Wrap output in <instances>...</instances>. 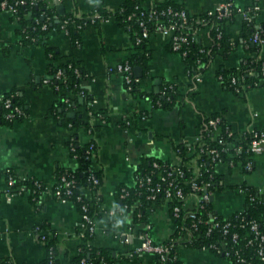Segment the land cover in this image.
Listing matches in <instances>:
<instances>
[{"label": "crops", "instance_id": "crops-1", "mask_svg": "<svg viewBox=\"0 0 264 264\" xmlns=\"http://www.w3.org/2000/svg\"><path fill=\"white\" fill-rule=\"evenodd\" d=\"M125 0H63V13L84 14L99 3L112 11H118ZM156 3L172 1L184 5L191 14H199L214 8L221 0H153ZM241 8H250L255 0H234ZM144 7L151 0H144ZM57 8V7H56ZM57 10H59L57 8ZM62 13V14H63ZM243 18L238 15L227 30L235 40H241ZM264 22V12L258 15ZM198 40L210 45L209 29L197 32ZM47 44L56 47L64 60H75L89 73L87 87L94 95L93 106L104 110L110 122L96 131L99 150L95 161L96 171H102L101 199L96 216V235L91 244L96 247H112L116 253H125L140 244V229L134 225L132 213L121 207L117 196L121 185L132 187L136 173L144 158H154L168 163H178L176 147L190 145L199 133L204 117L222 114L233 130L248 127L264 128V86L248 89L237 95L224 87L218 79L221 68L239 67L244 56L243 47L227 57L218 55L199 82L188 74L182 55L173 51L162 34L154 32L146 43L149 53L147 75L140 78V87L146 92H157L165 82H175L182 90L179 104L173 109H152L149 101L135 98L127 90L124 74L118 66L137 52L130 33L115 17L92 25L82 33V45L74 46L63 32L52 30ZM264 60V43L261 47ZM48 57L42 44L24 45L20 42L18 24L9 14L0 15V94L17 90L24 97L28 116L13 125L0 124V168H10L18 176L36 177L52 186L59 170L78 168L77 159L71 156L69 141L74 132L82 144L92 137L85 127L72 130L52 114V106L60 100L54 88L47 82ZM159 91V90H158ZM185 96V101L183 97ZM80 114L84 107H78ZM148 111L145 121L122 126L123 116L131 112ZM76 112H70V114ZM76 116V115H75ZM70 118H72L70 116ZM222 189L212 200L213 209L223 217L241 211L245 195L238 188L243 184L264 186V151L255 156V167L246 172L242 165L216 166ZM87 196L89 190L84 191ZM81 213L74 202L62 203L52 191L44 193L37 202L28 196H17L11 202H0V257L10 264H35L47 256L46 243L36 226H43L45 234L55 239L61 264L77 256L82 239L78 230ZM152 223L151 237L157 242L167 241L175 232V221L165 204H154L149 212ZM110 227L116 230L115 235ZM116 234L126 235L117 237ZM183 264H229L228 260L209 250L194 247H178ZM142 264H155L154 254L139 255Z\"/></svg>", "mask_w": 264, "mask_h": 264}, {"label": "trees", "instance_id": "trees-1", "mask_svg": "<svg viewBox=\"0 0 264 264\" xmlns=\"http://www.w3.org/2000/svg\"><path fill=\"white\" fill-rule=\"evenodd\" d=\"M144 0H125L122 7L112 12L103 7L102 3H99L92 11L84 14L77 12L69 13L65 12L58 16V21L54 17L58 14L56 7L51 6L47 8L44 4H40L39 8H23L21 7L18 15L20 19L18 24L24 28H27V33L30 37H37L38 41L35 44H42L46 48V54L49 60L48 63V83L54 88L55 92L59 95L60 100L54 103L52 106V114L60 119L65 125L69 126L72 130L85 127L90 129L92 132V139L88 143L82 144L79 141L78 133H73V141L69 142V148L71 156L76 157L78 161V168L74 170H59L56 182L52 185V193L58 200L56 194V186L61 180L63 175L70 176L75 175L77 185L73 190V194L69 196V199L76 204L79 211L82 213V205H88V214L93 220H96L98 203L101 199L100 188L103 181L102 171H95L94 174L100 179V185L96 186L92 191V198L88 199L83 191V188L91 186L92 182L88 180L90 175V168L93 166L92 161L87 158V151L90 149L91 144H94V149L98 154L99 146L95 137L96 131H98L103 124L99 123L97 118L101 115H105L106 112L101 109H97L93 106L94 95L87 87L86 81L89 78V73L75 60H64L61 52L56 47H51L47 44L48 34L52 30L63 31L64 28L68 31V37L74 46L82 45V33L83 31L92 25H99L101 22L110 19L111 17L117 18L120 24L128 30L133 40L135 49L137 52L129 58V62L132 65L133 71L140 67L142 69L143 77H146L147 60L149 53L146 50V43L149 39H143L142 42L137 43L139 37H142V27L140 21L144 20L146 26L151 32L157 31V26L160 22H167L168 17H163L154 11H161L167 8L169 5L180 9L185 8L189 14V21L187 23V33L191 36L197 33L200 29H209L211 37V44L206 45L201 40H195L188 44V54L182 56L187 65L188 74L194 79L195 82H199L197 77L204 75L209 69L212 61L216 56L222 55L227 57L231 52L243 47L249 55L244 56L239 67L234 68H221L218 72V77H222V84L230 91H233L237 95H244L248 89L264 86V60L261 58V47L264 43V22L258 21L259 10L255 9L257 2L250 8H246L248 12L253 16V20L243 21L241 29V40L235 41L229 34L227 27L231 24L235 18L239 15L236 11L229 17L220 16L219 13L206 14L205 12L199 14H191L189 10L182 4L175 3L172 1H165L162 3H156L151 0V5L146 8L143 4ZM42 10L47 11L45 16L51 17L48 21V30H42L40 25L35 23L37 17H40ZM132 15L130 19L129 16ZM13 19V18H12ZM79 26L81 28H79ZM18 31H20L18 29ZM260 31L259 40L254 41L255 34ZM24 45L33 44L30 39L23 40ZM62 70L63 76L66 77V81L63 82L57 78V72ZM233 80H236L234 83ZM130 93L135 98H142L150 102L152 109H173L179 104V97L183 96L182 90L175 82H165L162 84L158 92H146L144 91L139 83H133V89ZM72 94L70 100V106L66 103L68 96ZM11 99V107L5 106V101ZM185 101V96L183 97ZM19 106L21 109L20 113H17L15 107ZM78 107H84L85 112L80 114ZM76 112V116L70 118V112ZM151 112V111H150ZM148 111L142 112H131L130 116L133 119H137L138 116L147 115L151 113ZM12 113L14 116L8 118V114ZM29 110L26 107L24 97L20 95L17 90H12L7 94H0V124L13 125L15 122L22 121L28 116ZM216 114H214L215 116ZM106 122H110L109 115L104 116ZM95 120V121H94ZM122 126L128 127L125 122H122ZM222 135L215 141L211 140V144L219 146V139L224 141L229 140L228 136L224 133L225 123L220 124ZM200 133L204 139H209L213 135L211 126L209 125V117H204L200 125ZM179 153L183 157L184 162L188 164L189 158L187 157L188 145L182 143L176 147ZM204 157H207L206 155ZM227 161L232 159V156L225 155ZM238 158H245L242 154ZM158 160L154 158H144L137 169V175L144 176L151 169L153 161ZM161 161V160H158ZM214 179L219 180L220 177L216 173ZM24 184L29 189H34V180L25 181ZM46 185V184H45ZM125 185L118 187L117 196L122 201L121 207H127V210L132 213L134 225H143L140 232L144 231L145 224L149 221V212L152 210L154 204H159L163 200L161 197L156 200L148 198L149 191L145 186H125L129 191V195L125 198L121 197V188ZM218 190L222 189V185H217ZM239 188H242L245 193V203L241 211L235 212L229 217V220L235 225V229L239 230L242 238L250 237L251 231L249 230V221L255 220L259 224L261 232L264 234V191H259L258 187L243 184ZM64 194V193H63ZM41 193L33 194L30 199L33 202H37ZM81 196V200L78 197ZM35 197V198H34ZM141 214V216H139ZM204 220L210 219L211 216H217L218 219H223V216L218 214L212 207L210 202L205 211L199 213ZM244 225V226H243ZM43 227V226H41ZM209 227V223H201L199 231L197 232L198 241L193 244H188L190 247L201 249L202 245L209 246L211 243H220L222 236L216 232L207 235L206 230ZM110 232L115 235L116 230L110 227ZM80 230H78L79 234ZM95 235L86 233L83 237L84 243L80 245V250L74 258L69 260V264H72L81 258L85 257L88 261L93 264H102L107 262L108 264H142L139 255L133 254L127 256L126 253L117 252L114 255L115 249L112 247H96L90 244L88 241L92 240ZM46 241L48 245L55 246V239L47 235ZM243 241V240H242ZM54 254L58 256L57 248H54ZM214 251L213 248L210 249ZM180 256L179 251H175ZM253 254L251 249L248 248L245 254ZM222 256V255H221ZM50 255L46 256L41 262L35 264H61L60 259L54 258L53 263H50ZM7 260V259H5ZM176 263V262H175ZM179 263V261H178ZM0 264H8L6 261H0Z\"/></svg>", "mask_w": 264, "mask_h": 264}, {"label": "built area", "instance_id": "built-area-1", "mask_svg": "<svg viewBox=\"0 0 264 264\" xmlns=\"http://www.w3.org/2000/svg\"><path fill=\"white\" fill-rule=\"evenodd\" d=\"M61 2H63V0H0V15L5 13L9 14L11 18H13V21L18 24V20L20 19L18 12L21 7L28 9L33 7L39 8L40 4H44L49 8L51 6L57 7L58 3ZM255 2H257L255 9L259 10L260 13L264 12V0H255ZM236 11L243 20H248L249 22L253 20V16L248 10L237 6L234 0H221L214 8L207 10L205 13H219L220 16L229 17ZM46 13L47 11L42 10L40 12V17H37L35 20V23L40 25L42 30H48L49 28L48 21L51 17L45 16ZM154 13L169 18L167 22H160L155 32L167 38L173 51L180 53L182 56H186L188 54V44L198 40L197 33L191 36L187 33V23L189 21L187 10L185 8L177 9L169 5L161 11H154ZM61 14L58 12L54 19L58 21V16ZM129 18L131 19L132 15L129 16ZM140 26L142 27V37L138 38L137 43L142 42L143 39H150L154 33L146 26L144 20L140 21ZM64 27L65 26H63L62 32L68 36V31ZM79 28L81 27L79 26ZM18 29L20 30L19 36L22 44H24V38L30 39L33 44L38 41L37 37H30L27 33V28L21 27L18 24ZM259 34L260 31H257L254 41L259 40ZM118 70L123 72L127 90L131 91L133 89V83H139L140 81V78L135 75L132 65L129 61H126L118 66ZM57 78L63 82L66 81V77L63 76L62 70L57 72ZM201 78L202 75L198 76L197 80L200 81ZM218 79L221 81L222 77L219 76ZM233 81L234 83L236 82V80ZM45 82L48 83V79H46ZM72 96L73 95L70 94L65 100L68 106H70ZM11 105V99H7L5 101V106L11 107ZM15 110L17 113L21 112L19 106L15 107ZM105 115H101L97 118L98 122L103 125L108 123L104 118ZM7 116L8 118H12L14 114L9 113ZM146 119L147 115L138 116L136 120L129 114L123 116V122L128 126L133 125L135 122L145 121ZM222 122L225 123L224 133L231 141L219 139V146H215L211 144L210 141H215L222 135L220 129V124ZM209 125L213 131V135L209 139H204L199 131L194 142L188 145L186 153L189 158L188 164L184 162L179 150H176L179 158L178 163L174 164L155 160L153 161L152 169L146 175L140 176L136 174L135 185L145 186L149 191V199L156 200L158 197L160 198L162 196L161 200L163 201L161 204H165L168 207L176 227L174 234L167 241L157 242L150 235L152 223L149 220L144 226V231L139 234L141 240L140 244L126 251L125 253L127 256L149 252L155 255V264H183L180 256H178L175 251H178L180 245L190 247L188 244L196 243L198 241L197 232L199 231L200 224L209 223V227L206 230L207 235L218 232L222 236V240L220 243H211L209 246L202 245V250L211 251L210 249L213 248L214 251L212 252L225 257L229 264H264V234L261 232L257 221H249L248 225L251 236L242 238L239 230L235 229V225L229 220V217L218 219L217 216H211L210 219L204 220L203 217L199 215V213L205 211L208 204L212 202V198L218 191L216 186L222 185L220 179H214L217 173V165L226 162L232 167L242 165L246 172H251L254 169L255 156L264 151V128L248 127L240 131H235L225 122L222 114L209 116ZM88 130L92 135L91 130ZM72 141L73 136L69 142ZM69 149L73 150L72 147ZM93 149L94 144H91L90 149L87 151V158L93 163V166L90 168L91 173L88 177L92 185L83 188V191L87 189L91 192L90 196H87L85 193L88 199L92 198L93 189L100 185V179L94 174L96 171L95 161L97 153L92 151ZM226 154L232 156V159L227 161V158H225ZM242 154H244L245 158H238ZM205 155L207 157H204ZM74 158L77 159L76 157ZM28 180H34V189H29L24 184V182ZM45 184L46 183L36 177L18 176L15 171L10 168H0V202H11L17 196L31 197L36 193H41L43 195L48 191H52V186L49 187ZM76 185L77 180L74 174L70 176L63 175L56 186L58 200L62 203L72 202L69 196L73 194ZM258 189L263 192L264 186L258 187ZM238 190L245 195L242 188H238ZM121 192L122 198L129 195V191L125 186L121 188ZM78 199L81 200V196H79ZM123 208L127 210L126 206ZM82 211V213L80 212L79 237L82 239L83 244V237L86 233L92 236L96 235V220H93L88 214L87 204L82 205ZM139 216H141V214H139ZM36 230L41 232V239L47 246V255L51 257L50 263H53L54 258L58 257L54 254V248H57L56 245H48L46 241L47 234H45L41 226H36ZM116 236L122 237L123 235L116 234ZM123 238L125 242L128 240L126 235L123 236ZM88 242L91 244V240ZM248 248L251 249L253 254H245ZM5 259L6 258L0 257V261L3 260L8 264L11 263L9 259ZM72 264L93 263L83 257ZM102 264L108 263L103 262Z\"/></svg>", "mask_w": 264, "mask_h": 264}, {"label": "water", "instance_id": "water-1", "mask_svg": "<svg viewBox=\"0 0 264 264\" xmlns=\"http://www.w3.org/2000/svg\"><path fill=\"white\" fill-rule=\"evenodd\" d=\"M57 8L59 9L58 12H59L60 14L63 13V8H64L63 5H57ZM135 75H136L138 78H142L143 73H142V69H141L140 67H137V68L135 69ZM158 90H159V88L157 87V88H156V91L158 92ZM75 115H76L75 113L70 114L71 117H75ZM212 199H214V197H213ZM121 203H122V202H121Z\"/></svg>", "mask_w": 264, "mask_h": 264}]
</instances>
